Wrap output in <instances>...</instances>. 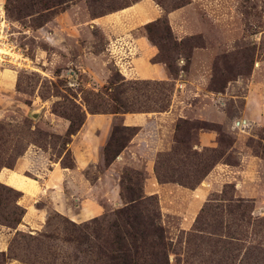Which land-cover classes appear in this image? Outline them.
<instances>
[{
  "label": "rangeland",
  "instance_id": "1",
  "mask_svg": "<svg viewBox=\"0 0 264 264\" xmlns=\"http://www.w3.org/2000/svg\"><path fill=\"white\" fill-rule=\"evenodd\" d=\"M143 1L162 16L146 23ZM1 6L0 86H9L13 73L7 70L17 82L9 94L0 87L6 110L0 116V173H11L29 150H40L26 157L33 174L48 172V160L75 169L67 117L77 128L92 113L153 118L171 111L166 127L175 130L174 143L158 154L155 176L193 188L216 166L217 183L208 202L192 212L188 230L153 195L170 264H264V0H0ZM134 7L131 21L128 14L112 21ZM140 40L156 50L150 63L165 69L166 79L140 78L148 71L137 64ZM112 130L104 159L80 171L86 189L78 181L71 193L78 199L66 208H54L45 193L27 210L25 194L0 179V264H96L91 247L73 238L94 219L105 231L117 219L124 201L116 203L109 188L119 185L127 200L131 187L148 196L145 162L129 154L125 165L106 172L107 161L136 133L121 119ZM207 131L217 135L215 142L197 148L199 133ZM33 174L20 178L18 188H33ZM26 195L30 201L34 194ZM104 198L108 207L82 208L84 201ZM89 241L96 242L91 235Z\"/></svg>",
  "mask_w": 264,
  "mask_h": 264
},
{
  "label": "crops",
  "instance_id": "2",
  "mask_svg": "<svg viewBox=\"0 0 264 264\" xmlns=\"http://www.w3.org/2000/svg\"><path fill=\"white\" fill-rule=\"evenodd\" d=\"M148 7L149 5H146L144 7V9L148 11L147 16L150 17V19L147 20L146 23L155 21L162 16V12L160 10L154 9L153 7L151 10V7L149 8ZM0 9H2V6L0 7ZM132 14L133 12H129L128 17H131ZM132 18L133 17H131L128 21H131ZM113 20H116L115 16L114 18H112V21ZM135 27L136 26H131V29H134ZM137 44L141 50V56H142V58H140L139 61H137V64L143 66L146 65L148 68V71L146 72L147 76H140V78L152 79V80L166 79L168 75L165 73V69H163L160 65L150 63L151 58L153 57V55L155 56L154 53H156V50H154L153 46L150 47L145 40H140L139 42H137ZM7 72L11 74V72L9 71ZM11 75L12 76H9L10 77L9 86L8 87H5L4 85L0 86L4 88V91H6L7 94L11 92V89L12 90L14 89L17 82L16 77H13V74ZM4 95L5 94H2L1 96ZM2 114L5 115L6 110L0 107V116H3ZM170 114H173V112L168 111L166 113H154L151 114L154 115L153 118H148L146 117L147 114H141V113L125 114L122 115L121 118H119L118 115H88L81 130L76 135H73L71 137L72 139L68 146L75 159V163H76L75 169L65 168L64 170H62L57 167L58 166L57 164L53 167L52 166L53 163L50 160H48L49 163L47 164L49 165L48 172H44L41 170L40 171L34 170L35 172L39 171L38 172L39 174L38 175L33 174L31 170L35 166L32 163H30L26 157L29 156L30 154H39L40 150L39 151L29 150L25 156L21 157L18 160L15 168L13 169V171H11V173L2 171L0 173V179L2 180V178H4L2 176L5 174L8 179L6 181L8 182H5L4 179L2 181L12 185L13 187L17 188L19 191L25 194L24 195L25 199L23 203L27 206V207L25 206L27 210L30 208L32 201L36 202L35 198H38L40 200L45 193H47L50 196V200H52L53 205L55 206L54 208L57 209L66 208L65 205L67 201L73 202V200L76 201L78 199V198L76 199L73 198V196L71 195V193L72 192L74 193V191L76 190L75 186L78 181H80L82 185H84V188L86 189L87 179L83 180L82 178H80L79 176V174H81L80 171L92 166L94 163L98 161L99 158H103L102 151L111 138L113 131L112 128L114 127L116 122L119 121V119H121V123L124 127L136 128L138 131L130 139V142L128 143L127 147L116 157V159L110 165H108V167L105 169L106 172L107 173L110 172L111 170H113V168L118 167L121 164L125 165L126 161L128 160L127 158L129 154L132 159L145 162L144 169L147 172V178L145 179V183H144V191L146 195L148 196L159 195L162 202L164 201V207L162 209L164 213L166 211V213L167 212L171 214L173 213V215H178V217L180 215L181 216L180 227H182V229L188 230L193 225L196 217L195 213L192 212L195 210L199 211L204 206V204L208 202L209 195L212 189L215 188V185L217 183L215 177L216 176L215 172L217 170L216 169L217 167L215 166L216 168L214 167V169L209 173V175L204 179V181H202V183L194 189H190L173 183H161L158 180V178L155 176L154 173L157 156L161 152L171 150V146L174 143L171 136L173 137L175 130H173V128L169 129L166 127L169 126ZM160 120H162L166 124L162 125L160 123ZM219 122L223 126L226 125V122L223 119L220 120ZM69 125L65 126L64 129L66 131L69 128ZM164 136L165 137L170 136L171 138L170 141L165 142ZM198 137L199 138H198L197 148H199V146L202 147L211 146L215 142L217 135L212 133V131H207V132H200ZM140 148L141 150H138ZM40 154L46 155V153H41V152ZM249 158L252 161V157ZM45 161H46V157L44 156L43 162L45 163ZM130 165H133V163H130ZM252 169L253 168H251L250 170ZM213 171H215L214 174ZM27 173L33 174V176L37 178V180H32V182L35 183L34 185L29 184V186L32 185L33 188H30L31 190L30 189L24 190L18 188L20 182H22L20 178H27L25 177V174ZM27 192L34 194L30 201H29V197L26 195ZM41 192L43 194H41ZM108 192H114L116 194V198H115L116 203L119 201L122 202L119 185L118 187L111 186L106 193ZM177 200H182V201L178 202ZM85 203L86 202L84 201L82 208L84 206H87V208H95L98 206L101 209L108 207L107 199L103 201H99L98 202L99 205L98 203H94V202H91L92 205L91 204L87 205ZM177 210L180 212H178ZM67 215L70 216V218L73 220L72 218L73 214L68 213ZM76 218L77 216L73 221H76Z\"/></svg>",
  "mask_w": 264,
  "mask_h": 264
},
{
  "label": "trees",
  "instance_id": "3",
  "mask_svg": "<svg viewBox=\"0 0 264 264\" xmlns=\"http://www.w3.org/2000/svg\"><path fill=\"white\" fill-rule=\"evenodd\" d=\"M123 81H125L124 78ZM120 113L126 114L128 112H114L112 114ZM86 117L77 128L74 127V122L71 118L67 117L71 122L67 131L70 138L81 130ZM123 128L133 132L136 131V133L138 131L136 128L124 126ZM115 130L117 131L118 127ZM129 142L130 139L121 146L119 152L112 160L107 161V165H110L116 159ZM207 175L204 176V179ZM202 181L190 189L196 188ZM121 188L124 193V181H122ZM134 192V188H128V193H130L129 200L121 194L124 205L116 211L117 219L113 221L106 231L98 226L99 220L94 219L80 227L81 230L86 232H79L78 237L73 238L78 244L86 243L91 247L96 264H170L169 245L166 242L164 226L160 224L161 209L158 198L145 196L143 192ZM89 230L91 234L88 233ZM90 235L94 237L96 242L89 241ZM86 252L84 253L86 254Z\"/></svg>",
  "mask_w": 264,
  "mask_h": 264
},
{
  "label": "bare ground",
  "instance_id": "4",
  "mask_svg": "<svg viewBox=\"0 0 264 264\" xmlns=\"http://www.w3.org/2000/svg\"><path fill=\"white\" fill-rule=\"evenodd\" d=\"M146 5H149V7H151L152 8V4L151 3H149V2H146V3H144L143 4V6L141 7V9H142V11H143V13H144V15H146L147 16V12L148 11H146L145 9H144V7L146 6ZM148 7V8H149ZM2 10V9H1ZM152 10V9H151ZM129 11L130 12H135V11H137V9H135V7L134 8H131V9H128V10H123L122 12H120V14L119 13H116V14H114L113 15V17L115 16V18L116 19H119V18H121L123 15H127L128 13H129ZM153 12V11H152ZM157 14V13H156ZM133 15V14H132ZM155 16V15H154ZM109 18V17H108ZM147 19L149 20L150 19V17H148L147 16ZM116 21V20H115ZM121 21V20H120ZM121 24V23H120ZM106 25V24H105ZM122 25V24H121ZM123 67V66H122ZM7 71H10V70H7ZM11 73H13L14 74V71L12 70V71H10ZM124 73H125V75L126 74H128V73H130V71H128L127 69L124 71ZM2 177H4V178H2V180L4 179L5 180V182H8V181H6V180H8L7 179V177H6V175L4 174ZM30 214V213H29ZM66 215V214H65ZM35 217V216H34ZM34 229V228H33Z\"/></svg>",
  "mask_w": 264,
  "mask_h": 264
}]
</instances>
